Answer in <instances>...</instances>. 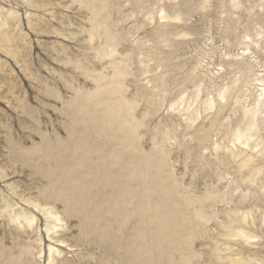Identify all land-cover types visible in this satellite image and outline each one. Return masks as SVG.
<instances>
[{"label":"rangeland","instance_id":"1","mask_svg":"<svg viewBox=\"0 0 264 264\" xmlns=\"http://www.w3.org/2000/svg\"><path fill=\"white\" fill-rule=\"evenodd\" d=\"M118 85L123 91L113 95ZM261 89L264 0H0V207L4 197L38 216L48 264L46 219L24 200L39 199L53 185L90 195L82 167L89 139L98 140L91 129L104 128L110 142L124 140L108 120L89 115L104 109L97 100L110 98L122 102L137 128L136 156H154L157 195L174 183L180 194L203 200L191 264H228L221 258L228 256L264 264ZM238 130L250 137L248 148L235 137ZM231 150L252 162L242 168ZM55 204L63 213L64 205ZM113 204L103 202L108 217L116 213ZM192 210L186 213L194 217ZM245 213L246 224L233 226L254 238L230 241L232 251H224V226ZM67 221L65 238L76 241L86 224ZM19 233L20 241L34 243L35 234ZM19 233L0 216L5 257L17 253ZM165 251L160 244L155 253L161 264L169 259Z\"/></svg>","mask_w":264,"mask_h":264},{"label":"bare ground","instance_id":"2","mask_svg":"<svg viewBox=\"0 0 264 264\" xmlns=\"http://www.w3.org/2000/svg\"><path fill=\"white\" fill-rule=\"evenodd\" d=\"M117 87L114 88L113 95L122 93V87L119 85ZM260 91L262 93L257 102L264 96V89ZM110 101V98L97 100V105L103 106L104 109L102 111L93 109L89 115L91 114L97 121L108 120V125L114 131L122 132L121 137L124 140L110 142L104 128L91 129L90 137H98V140L89 139L87 164L82 167L83 173L91 179L88 182L90 189V193L88 192L90 195L86 198L88 200L83 199L81 195L76 196L77 192L74 189L71 190V195H68L65 187L56 185L39 192V199L36 196V200L35 198L24 200V203L32 206L46 219L45 231L52 243L48 245V264H161L164 258L157 259L155 256L160 244L168 246V251H165L169 252L167 264H176L175 254L183 264L193 263L191 261L195 254L192 252V241L199 236V222L205 221L203 200L180 194L174 183L164 187L162 196L157 195L153 176L154 156H136L135 151L139 147L138 133L137 128L132 125L133 120H130L131 115L122 108L120 105L122 102L115 104ZM209 106H212V103H209ZM245 111L250 113L252 110ZM235 137L244 147H249L250 137L248 139L246 133L238 130ZM231 154L235 159L242 157L241 152L235 154L233 151ZM250 162L252 157H242L240 166L243 168ZM128 176L132 177L130 181H124L123 178L127 179ZM71 181L78 183L75 188L80 192L79 178L74 177ZM111 198L117 210L114 215L108 217L104 214L102 206L103 202L111 204ZM3 201L0 216H5L8 224L15 226L18 233L35 234L36 238L33 240L34 243L23 242L20 241L19 233L14 242L18 251L10 253L9 257L2 253L4 245L0 240V264H42V259L45 258L43 249L45 240L40 233L38 216L30 210H15L13 203L4 197ZM55 203L64 205L63 213L59 212ZM190 208L191 210L193 208L194 217L186 213ZM75 218L86 225L79 235L80 238L71 242L65 238L66 232L69 231L67 219ZM247 218L245 213L240 220L231 219L230 223L224 226L223 238L229 241L227 245L230 241L247 243L254 238L243 229L244 226L243 228L233 226L236 222L246 224ZM128 225L130 227H127ZM226 244L224 251H232V246ZM184 245H187L189 253L182 249ZM61 248L68 249L69 255L73 254L72 257H67L65 250ZM221 250L216 246L215 256L220 257ZM96 254L98 257L94 258ZM88 258L94 259V263ZM221 258L227 260L228 264L241 262L233 256Z\"/></svg>","mask_w":264,"mask_h":264}]
</instances>
